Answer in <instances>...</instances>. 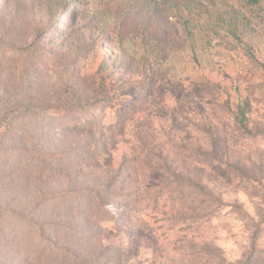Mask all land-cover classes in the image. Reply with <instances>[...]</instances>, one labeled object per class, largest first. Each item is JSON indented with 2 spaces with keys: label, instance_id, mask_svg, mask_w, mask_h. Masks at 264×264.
Masks as SVG:
<instances>
[{
  "label": "trees",
  "instance_id": "trees-1",
  "mask_svg": "<svg viewBox=\"0 0 264 264\" xmlns=\"http://www.w3.org/2000/svg\"><path fill=\"white\" fill-rule=\"evenodd\" d=\"M242 1L246 11L225 13L211 29L203 2L178 0L172 14L179 32L152 0H0V164L11 155L26 156L54 172H37L34 183L21 177L19 186H0V202H15L16 209L2 208L31 224L63 256L58 264H124L128 253L138 255L145 244L138 238L153 245L152 264L167 255L172 264H194L195 257L227 264L220 247L196 236L224 206L247 218L231 186L237 181L255 186V208L263 219L249 231L253 247L246 264L264 252V151L251 158L241 142L264 139V120H253L252 96L241 97L231 114L237 133L229 137L217 119L222 81L200 72L207 44L216 39L229 50L245 46L264 75V60L250 43L264 22V0ZM141 3L147 4V33L158 35L154 27L170 24L174 35L184 36L185 49L162 33L142 44L126 34L144 13ZM103 38L112 43V56L99 45ZM167 96L175 111L191 113L184 118L191 127L178 114L161 116ZM224 104L226 110L234 105L230 99ZM150 116L169 125L155 129ZM58 117H69L75 128L59 125ZM128 131L134 144L126 142ZM148 138L149 149L143 144ZM120 143L125 149L118 152ZM31 184L36 194L27 193ZM58 202L77 204L63 209L61 222L53 207ZM122 211L127 232L105 229ZM163 224H170L172 238L160 244L157 234L146 232ZM55 227L61 230L56 239L46 235Z\"/></svg>",
  "mask_w": 264,
  "mask_h": 264
},
{
  "label": "rangeland",
  "instance_id": "rangeland-1",
  "mask_svg": "<svg viewBox=\"0 0 264 264\" xmlns=\"http://www.w3.org/2000/svg\"><path fill=\"white\" fill-rule=\"evenodd\" d=\"M176 1L178 0H152L151 4L156 8V10H158L160 16L166 15L170 18V20L176 23L177 18L172 14L173 8L175 7L174 3H176ZM200 1L203 2L209 10V13L205 12L204 19L207 20V23H209L211 29L214 26L215 21H220L218 20V18L224 19L225 13L228 17L232 14H235V11H246L243 7L242 0ZM144 5L147 9V4L143 3H141L139 7L144 8ZM146 16L147 13L144 8L142 17H139L136 23H130V27L125 31L126 34L137 35L136 37L138 39V43L142 44V42L146 40H155L158 35L160 36L162 33L164 36L167 35V37H164L165 39H167L166 42L174 39L175 47L180 49L179 51L185 49L186 42L184 41V36H181L180 38L179 36L174 35L175 29L171 28L170 24L166 23L160 27H154L155 30H153V32L157 31L158 35L150 32L147 33L144 25V19L146 18ZM175 26L176 29H179L180 32V25H177L176 23ZM259 27L260 28L257 29L259 30V33L256 32L251 34L250 40L252 39V42L250 43L252 47L254 46L253 49L256 51L258 57L264 60V22ZM224 31L225 30H223L222 33ZM101 40L105 41L106 39L103 38ZM103 41H100L99 45L100 43H103V46L105 48V55L112 56V54L108 52L113 48L112 43ZM244 47L245 46H241L240 49L229 50L223 40L219 41L215 39L212 40L211 45L207 44L206 50L203 53V60H201V65H203V67L200 69V72L203 74V76H205L206 73L211 78L215 77L216 81H222L220 90L223 94L222 98L219 100L221 107L219 105L217 107V111L219 110L217 119L218 123H221L222 125L221 129H223L224 131H226L227 129L228 136H233V138L235 136V133L237 132H235L236 130L233 127L234 122L232 121L231 114H233L236 109L235 104L237 102V99L241 97L245 98L252 96V118L253 120H264V87L260 85V83L264 80V75L262 71L258 70V68L255 67L253 59L249 58V53H246L244 51ZM224 87L226 88V90ZM237 88L238 90H236ZM252 88H254V94L251 92ZM164 91L166 90L164 89ZM228 99H230L231 104L234 105L231 106V109L228 108V110H226V105L224 103L225 101H228ZM171 102L172 103L169 102V98L167 96V100L164 103L166 107L161 109L163 112L161 116L166 117L168 114H178V116H181L180 119L186 122V125H190L191 127L190 121L184 119L186 117L190 118L191 113L188 114L185 112L184 115L180 114L179 112L175 111L176 105L173 104L172 100ZM147 107H149V104L147 105ZM60 118L61 119H59V117L57 118V122L59 125L64 126L71 131L75 128V124L72 123L73 121H70L71 119L69 117ZM149 122H154V124H150L153 125L155 129H158L159 126L167 127L169 125V121L159 120V118L156 119V117L154 116H150ZM89 127L93 128V126ZM132 129L133 127L129 128L130 131H132ZM125 132H127L126 129ZM135 132H137L136 129ZM128 134V136L126 137V142L134 144L135 139L133 135L130 134L129 131ZM226 136L224 138H226ZM96 137H98V134L95 135V138ZM151 141L152 140L148 138L143 144L147 145L149 149ZM243 141L245 142L244 145H247L250 149V153L246 152V155H249V157L252 158L250 154L254 152L256 155H258L259 151L260 153H263L264 139L262 137H258L256 139H247L246 141L242 138L241 142ZM124 149L125 145L120 143V149L118 150V152ZM191 153L192 152L190 151L185 152L184 157H186L188 161H190L191 159ZM19 165H21L22 167L24 166L25 168L20 169V171L17 168ZM32 165L33 160H29L26 156L22 157L19 155H11L10 157H7L4 166L0 164V186L11 183L17 184L19 186L21 177H25L27 180L29 177V182L34 183L35 180L33 179L38 176V173H40V176L54 173L52 171H49V167L45 163L42 166L39 165V160H36V164L33 166ZM18 171H20V173H18ZM22 183H24V181ZM35 186L36 184H31V188L33 190L29 188L28 191L26 190L27 193L33 194ZM231 186L235 187V190L239 191L238 198L243 204L244 209L247 212L246 214L249 217L251 215L253 218L257 219L256 224H250L248 216V219L245 218L242 220V217L232 211L229 206H224L218 211L217 217L213 220H209L208 224L204 228H200L197 231L199 235L197 234L198 236H195L197 237V242H199L200 240L201 242H211L220 247L224 254L225 261H227V264H246L248 258L252 254L253 247V244L249 239V231L253 229V227L256 226L260 222V220L263 219H259V215H257V210L255 208V200L253 199L255 186L243 181L234 182ZM26 187H28L27 184ZM34 193L36 194V190ZM24 194L25 193H22V196H25ZM7 201L8 199L6 198L4 199V202H0V264H58V260H61L63 256L59 257V252L52 246L47 244L45 238H41L39 232H37L31 224H29L23 218H19V216L14 215L10 211L3 209L2 205H11L16 209L15 202L12 203L11 201ZM5 202L11 204H7ZM171 204L172 202H169V206ZM72 205L73 207H76L77 204L74 203ZM71 206L65 203L62 204L61 202H58L53 206L58 215V222H61L65 219L64 217L66 212L63 209L67 210V208ZM17 208H19V206ZM171 208L172 207H168L166 209ZM47 211L49 213L51 212L50 209H47ZM164 211L165 209H163V213ZM125 216L126 214L123 213V211L118 212L117 223L111 221L107 224H104L105 229L107 228L110 231L114 232H127L126 229L129 227V224L128 222L126 223L127 220ZM162 227L163 228L160 231L156 229L154 232H151L152 230L146 232L147 234H157L156 238L160 240V244L167 243L170 240L166 239L167 237L172 238L171 236H169L170 233L167 231L168 227H170V224H163ZM60 231V228L55 227V231H53V229L51 231L47 230L46 235H52V237L56 239L61 236ZM138 242L142 243V245L143 243H145L139 254L134 255L128 253L125 256L124 264H135L138 259L142 261L144 260L143 264H152V262L155 260V257H153V249H151L153 245H148L150 241L144 239L140 240L138 238ZM129 244H132V242H129ZM261 251L262 252L258 251L254 256L252 264H264V252L262 249ZM176 258H179V255H177ZM183 258L184 256L182 255L181 260H183ZM168 261L169 255H167V258H165L164 260L158 259V262L156 263H171ZM203 262V259L199 260L198 257H195L194 264H203ZM182 263L185 264L184 261H182ZM114 264L118 263L115 262Z\"/></svg>",
  "mask_w": 264,
  "mask_h": 264
}]
</instances>
